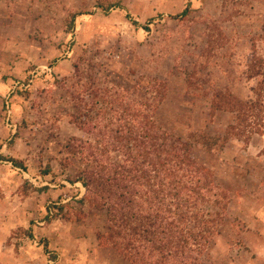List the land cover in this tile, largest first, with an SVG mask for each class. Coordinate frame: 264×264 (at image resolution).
Wrapping results in <instances>:
<instances>
[{"label": "rangeland", "instance_id": "rangeland-1", "mask_svg": "<svg viewBox=\"0 0 264 264\" xmlns=\"http://www.w3.org/2000/svg\"><path fill=\"white\" fill-rule=\"evenodd\" d=\"M188 1V16L173 18ZM263 27L264 0H0V264H130L98 245V212L47 216L59 201L80 207L70 197L84 193L66 181L84 167L66 145L85 139L70 122L69 92L159 79L163 130L221 138L235 115L214 111V94L254 98L260 78L247 80V67L253 54L264 61ZM255 139L263 148L235 138L212 150L194 143L193 157L230 196L209 264H264V140Z\"/></svg>", "mask_w": 264, "mask_h": 264}, {"label": "trees", "instance_id": "trees-1", "mask_svg": "<svg viewBox=\"0 0 264 264\" xmlns=\"http://www.w3.org/2000/svg\"><path fill=\"white\" fill-rule=\"evenodd\" d=\"M190 8L188 1L173 18L187 17ZM247 68V80L260 78L253 99L217 92L211 102L214 111L235 115L221 138L194 134L183 140L163 130L156 114L167 84L159 79L139 77L127 88L78 85L69 92L76 107L70 122L85 139L72 137L65 149L84 167L66 181L79 184L84 193L70 197L80 207L59 201L47 216L82 221L98 212L104 220L102 230L96 231L98 245L130 264H209L205 255L224 224L230 196L216 184L213 171L193 157V146L200 143L212 150L231 138L248 144L253 135L263 133L264 61L253 54ZM9 161L26 169L20 160ZM60 165L65 172L70 161L65 158ZM50 173L48 166L44 174Z\"/></svg>", "mask_w": 264, "mask_h": 264}, {"label": "crops", "instance_id": "crops-1", "mask_svg": "<svg viewBox=\"0 0 264 264\" xmlns=\"http://www.w3.org/2000/svg\"><path fill=\"white\" fill-rule=\"evenodd\" d=\"M233 120V119H232ZM232 120H231V124L233 123L232 122ZM256 136H259V139H262V140H264V134H261V135H259V134H255ZM255 135H253L252 136V138H251V145L253 144V146L255 147V148H258L259 147V149L260 148H263V142L261 141V140H258V139H255ZM261 142V143H260ZM255 144V145H254ZM249 147H250V145H249Z\"/></svg>", "mask_w": 264, "mask_h": 264}]
</instances>
